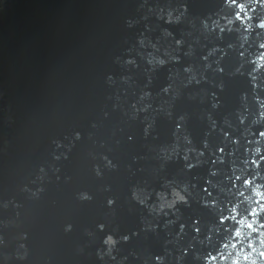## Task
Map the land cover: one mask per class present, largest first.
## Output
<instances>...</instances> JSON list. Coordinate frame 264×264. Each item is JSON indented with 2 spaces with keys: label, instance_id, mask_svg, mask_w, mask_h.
Instances as JSON below:
<instances>
[{
  "label": "water",
  "instance_id": "95a60500",
  "mask_svg": "<svg viewBox=\"0 0 264 264\" xmlns=\"http://www.w3.org/2000/svg\"><path fill=\"white\" fill-rule=\"evenodd\" d=\"M0 264H264V0H0Z\"/></svg>",
  "mask_w": 264,
  "mask_h": 264
}]
</instances>
